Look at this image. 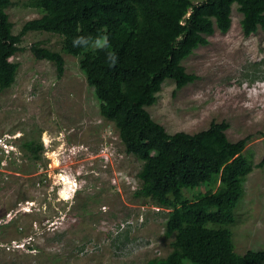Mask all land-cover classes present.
I'll use <instances>...</instances> for the list:
<instances>
[{"label": "rangeland", "instance_id": "rangeland-1", "mask_svg": "<svg viewBox=\"0 0 264 264\" xmlns=\"http://www.w3.org/2000/svg\"><path fill=\"white\" fill-rule=\"evenodd\" d=\"M12 32L39 17L28 0H10ZM195 3L201 0H192ZM229 30L208 36L182 64L197 79L181 89L166 79L145 108L168 133H195L226 121V135L250 136L245 153L264 158V30L244 36L232 8ZM60 50L55 33L27 31L14 82L0 90V264H145L170 250L166 210L135 195L142 162L128 154L112 122L98 111L78 59L63 54L64 71L36 59L31 45ZM40 143V158L21 144ZM232 225L238 254L264 248V164L254 165ZM185 264H192L187 261Z\"/></svg>", "mask_w": 264, "mask_h": 264}, {"label": "trees", "instance_id": "trees-1", "mask_svg": "<svg viewBox=\"0 0 264 264\" xmlns=\"http://www.w3.org/2000/svg\"><path fill=\"white\" fill-rule=\"evenodd\" d=\"M10 5L0 0V90L14 82L19 64L10 58L21 50L27 31L61 37L58 51L37 44L30 50L36 59L53 62L58 77L63 54L78 59L99 114L112 122L125 151L142 162L135 195L166 210L163 235L170 250L145 264H264V248L238 254L232 232L247 176L254 165L264 164V158L254 164L245 153L250 136L229 140L224 120L192 134L168 133L145 108L157 101L166 79L176 89L197 79L182 62L208 45L215 30H229L233 5L244 36L264 30V0H28L26 5L42 14L17 34L6 11ZM105 34L108 48L72 46L76 36ZM110 52L117 57L114 66ZM21 147L29 159L40 158V143L29 140Z\"/></svg>", "mask_w": 264, "mask_h": 264}, {"label": "clouds", "instance_id": "clouds-1", "mask_svg": "<svg viewBox=\"0 0 264 264\" xmlns=\"http://www.w3.org/2000/svg\"><path fill=\"white\" fill-rule=\"evenodd\" d=\"M72 46L74 48H92L93 50H102V49L109 47V39H108V36L106 34L101 35V36H97L96 38H92L90 36L89 37L76 36L72 40ZM108 59L111 62V64L114 66L116 63V59H117L115 54L110 52L108 54ZM8 145H9V148L6 150V152L7 153L15 152L16 149H13L15 146L13 145L12 142H10L9 144L0 143V146L3 149H5L6 146H8Z\"/></svg>", "mask_w": 264, "mask_h": 264}]
</instances>
